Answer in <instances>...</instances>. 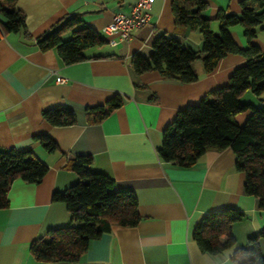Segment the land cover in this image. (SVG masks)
Masks as SVG:
<instances>
[{
  "label": "crops",
  "instance_id": "crops-1",
  "mask_svg": "<svg viewBox=\"0 0 264 264\" xmlns=\"http://www.w3.org/2000/svg\"><path fill=\"white\" fill-rule=\"evenodd\" d=\"M205 1L202 15L210 19L215 33H219L218 12H241L242 0ZM135 2L16 0L26 31L0 38V149H30L47 165V172L38 183L17 178L10 184L8 205L0 208V264H235V251L264 228V210L258 208L257 198L244 192L245 175L236 169L230 148L208 149L189 167L163 162L157 153L162 130L177 111L226 85L233 70L244 63L243 55L228 53L209 73L201 60H194L191 69L197 79L190 83L165 78L155 70L135 73L130 58L148 56L159 33L195 51L201 49L197 29L175 26L172 0H153L147 9L148 22L134 29L129 39L87 49V59L81 62L64 64L55 50L41 51L36 44L37 37L69 17L106 39L102 28L115 14L128 15ZM229 32L240 48L247 46L239 25ZM255 43L264 51V30L258 31ZM58 77L67 81L58 83ZM115 94L123 96V104L100 122L89 123L86 108ZM239 99L264 107V94L246 90ZM58 106L71 109L75 123L54 126L42 118L43 110ZM249 113L234 119L242 125ZM38 135L49 136L57 148L46 151L34 139ZM78 155H90V169L111 177L115 189L134 192L140 220L132 227L111 225L89 242L76 262L37 261L29 251L30 243L70 221L65 203L53 201L52 195L79 179L65 167ZM224 208L244 214L232 226L235 244L217 255L203 253L192 238L193 229L204 214ZM259 246L264 255V239Z\"/></svg>",
  "mask_w": 264,
  "mask_h": 264
},
{
  "label": "trees",
  "instance_id": "trees-1",
  "mask_svg": "<svg viewBox=\"0 0 264 264\" xmlns=\"http://www.w3.org/2000/svg\"><path fill=\"white\" fill-rule=\"evenodd\" d=\"M16 0H0V38L8 32L26 31L24 14L15 7ZM239 15L218 12L219 33L212 31L210 19L202 15L205 0H172V14L176 27L197 29L202 36L201 49L185 47L175 38L157 34L148 56L134 54L129 61L137 74L158 71L165 78L183 83L197 79L191 63L201 60L205 72L215 69L228 53H239L245 61L229 76L228 83L210 92L196 104L177 111L162 130V144L157 153L163 162L181 167L192 166L208 149L220 151L230 148L235 155V167L245 175L244 192L257 198L258 208L264 210V107L240 101L246 90L264 94V51L255 43L259 30H264V0H242ZM239 25L247 42L240 48L230 35L229 28ZM70 32V37L63 36ZM106 43L94 29L76 17H69L54 25L36 39L41 51L55 50L64 64L87 59L85 51ZM119 94L105 103L88 106L89 123H97L123 104ZM250 111L239 125L234 116ZM42 118L54 126L75 123V113L65 107L43 110ZM48 152L57 145L47 135L34 137ZM90 155H78L66 163L79 179L63 192H54L53 201L65 203L70 215L67 225L50 229L45 237L30 243L33 258L41 262H76L87 251L89 242L109 231L111 225L136 226L140 220L137 198L132 190L115 189L114 181L104 173L90 169ZM47 172V165L38 160L30 149H0V208L7 207V192L13 180L19 178L38 183ZM244 214L235 208H224L202 216L192 232L198 248L211 255L235 244L232 226ZM264 228L248 238L247 246L235 251V264H264L259 240Z\"/></svg>",
  "mask_w": 264,
  "mask_h": 264
},
{
  "label": "built area",
  "instance_id": "built-area-1",
  "mask_svg": "<svg viewBox=\"0 0 264 264\" xmlns=\"http://www.w3.org/2000/svg\"><path fill=\"white\" fill-rule=\"evenodd\" d=\"M152 2L153 0H136L128 15L115 14L112 20L102 28L106 36V43L110 46H116L120 42L129 39L134 29L145 25L149 19L147 9ZM56 81L65 83L67 79L58 77Z\"/></svg>",
  "mask_w": 264,
  "mask_h": 264
},
{
  "label": "rangeland",
  "instance_id": "rangeland-1",
  "mask_svg": "<svg viewBox=\"0 0 264 264\" xmlns=\"http://www.w3.org/2000/svg\"><path fill=\"white\" fill-rule=\"evenodd\" d=\"M70 37V34H67L65 36H63V39H66V38H69Z\"/></svg>",
  "mask_w": 264,
  "mask_h": 264
}]
</instances>
